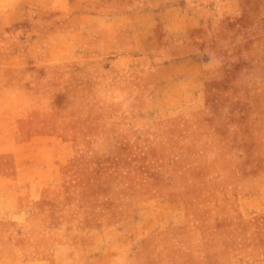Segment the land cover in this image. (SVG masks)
Listing matches in <instances>:
<instances>
[{
    "label": "rangeland",
    "instance_id": "1",
    "mask_svg": "<svg viewBox=\"0 0 264 264\" xmlns=\"http://www.w3.org/2000/svg\"><path fill=\"white\" fill-rule=\"evenodd\" d=\"M163 2L166 58L118 18L151 0H0V102L61 140L0 183V264H264V0Z\"/></svg>",
    "mask_w": 264,
    "mask_h": 264
},
{
    "label": "crops",
    "instance_id": "2",
    "mask_svg": "<svg viewBox=\"0 0 264 264\" xmlns=\"http://www.w3.org/2000/svg\"><path fill=\"white\" fill-rule=\"evenodd\" d=\"M161 1V0H160ZM154 3L151 0V8L148 7L147 10L143 11H129L123 14L118 15L120 20H123L124 24L122 25L123 28L134 29L138 26L132 25V22L135 18L140 15H151L153 18L151 20L145 21L144 24H139L141 28L145 30H149L150 37L152 34L151 39H153V43H155V48L159 49L162 53L163 57H168L169 46L167 45V38L170 37V34L173 32L172 29L165 28L164 23L161 22L160 30L156 31L155 25L157 24L156 19L154 18V12L159 11L160 6L163 3ZM156 13V12H155ZM23 14H27L24 10ZM24 15V16H25ZM22 17V16H21ZM109 19L116 18V16H109ZM20 18V17H19ZM19 18L16 20L15 23H11L9 25L10 28H13L17 23H19ZM21 19V18H20ZM143 23V21H142ZM25 26H23L24 28ZM196 28L195 26H187V30ZM14 29V28H13ZM186 29V27H185ZM150 39V38H149ZM149 41V40H148ZM136 43V42H133ZM150 44V42H147ZM135 47V46H134ZM136 49V48H135ZM189 56V55H188ZM187 57V56H180ZM179 58V57H176ZM174 58V59H176ZM168 66L167 64L165 65ZM24 106H16V108H23ZM7 106H4L0 102V183H9L14 179L15 172L20 171H28L31 168L40 169L45 163H47V158L50 156V148H55L61 146L60 138L56 136H50L47 132L44 131V123L45 120L43 118H35L29 119L27 115L17 116L14 118L11 116V111L8 110ZM67 152V158L65 161H70L73 157V144H66L64 146ZM123 151V150H118ZM124 152H119L118 154H114V156H122L130 157L135 156V154H123ZM55 167L59 166V164L54 163ZM57 165V166H56ZM141 170L134 169V173L140 172ZM158 183H154V185H158ZM11 188L22 190L24 188H20L15 185L12 181ZM167 191L164 194H157L153 195V197H149L146 200L140 201L139 208H146L153 204H157L159 202H165L169 200L170 192L172 191L173 187H171L170 183H165L163 185ZM25 189H29L28 186L25 185ZM15 195V196H14ZM18 193L14 194L13 191V198H16ZM12 196V195H11Z\"/></svg>",
    "mask_w": 264,
    "mask_h": 264
}]
</instances>
